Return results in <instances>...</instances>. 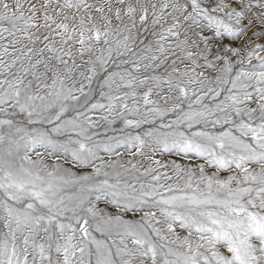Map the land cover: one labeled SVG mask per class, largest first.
<instances>
[{
  "label": "snow or ice",
  "instance_id": "1",
  "mask_svg": "<svg viewBox=\"0 0 264 264\" xmlns=\"http://www.w3.org/2000/svg\"><path fill=\"white\" fill-rule=\"evenodd\" d=\"M0 264H264V0H0Z\"/></svg>",
  "mask_w": 264,
  "mask_h": 264
}]
</instances>
